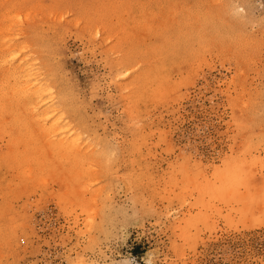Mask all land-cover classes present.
Returning <instances> with one entry per match:
<instances>
[{
    "label": "rangeland",
    "instance_id": "374dc122",
    "mask_svg": "<svg viewBox=\"0 0 264 264\" xmlns=\"http://www.w3.org/2000/svg\"><path fill=\"white\" fill-rule=\"evenodd\" d=\"M0 264H264V0H0Z\"/></svg>",
    "mask_w": 264,
    "mask_h": 264
}]
</instances>
